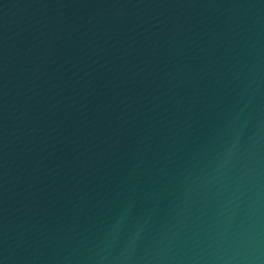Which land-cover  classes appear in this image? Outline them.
Listing matches in <instances>:
<instances>
[{
	"label": "water",
	"instance_id": "1",
	"mask_svg": "<svg viewBox=\"0 0 264 264\" xmlns=\"http://www.w3.org/2000/svg\"><path fill=\"white\" fill-rule=\"evenodd\" d=\"M0 264H264V0H0Z\"/></svg>",
	"mask_w": 264,
	"mask_h": 264
}]
</instances>
